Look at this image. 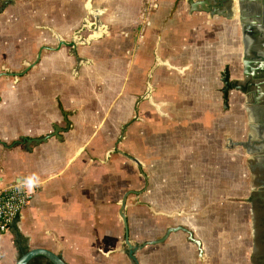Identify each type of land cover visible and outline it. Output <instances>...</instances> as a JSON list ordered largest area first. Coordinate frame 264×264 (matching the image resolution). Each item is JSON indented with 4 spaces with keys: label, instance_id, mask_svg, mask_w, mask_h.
Segmentation results:
<instances>
[{
    "label": "crops",
    "instance_id": "0c3cea01",
    "mask_svg": "<svg viewBox=\"0 0 264 264\" xmlns=\"http://www.w3.org/2000/svg\"><path fill=\"white\" fill-rule=\"evenodd\" d=\"M175 1L0 0V186L38 185L11 225L28 250L66 264H134L117 215L124 193L131 243L174 227L199 241L202 207L219 201L225 173L236 180L225 168H238L239 151L225 141L247 120L236 92L223 109L220 75L243 69L239 7L217 8L225 18L189 13L186 1L172 11ZM93 10L104 34L76 46L86 63L74 72L71 48L55 35L69 43ZM147 81L150 98L140 100ZM202 257L182 231L134 253L137 264ZM16 259L11 231L0 232V264Z\"/></svg>",
    "mask_w": 264,
    "mask_h": 264
},
{
    "label": "flooded vegetation",
    "instance_id": "af4514ba",
    "mask_svg": "<svg viewBox=\"0 0 264 264\" xmlns=\"http://www.w3.org/2000/svg\"><path fill=\"white\" fill-rule=\"evenodd\" d=\"M240 27L243 26L248 65V83L243 77V69L237 81L243 91L233 90L241 97L247 120L244 135L235 140L227 139L228 149H238L243 156V167L249 174L250 195L247 199L251 221L252 254L251 264H264V0H238ZM245 14L246 16H243ZM82 19L80 29L93 21ZM245 20L246 24H245ZM243 36V35H242ZM245 55V54H244ZM243 142L244 148L234 146Z\"/></svg>",
    "mask_w": 264,
    "mask_h": 264
},
{
    "label": "rangeland",
    "instance_id": "374dc122",
    "mask_svg": "<svg viewBox=\"0 0 264 264\" xmlns=\"http://www.w3.org/2000/svg\"><path fill=\"white\" fill-rule=\"evenodd\" d=\"M37 24L43 25L39 21ZM241 124L237 138H241L246 129L243 117H241ZM129 167L133 170L130 165ZM226 171H236V177L233 178L236 180L231 182L230 174L225 173L224 190L221 195H218L219 201L214 205L202 207L207 213L208 221L206 224L203 223L201 239L199 237V242H202V264H251L252 236L247 204L250 195L249 174L243 167V156L240 151L238 168H225ZM137 233L141 236L140 232L137 231ZM136 240L141 245L147 237Z\"/></svg>",
    "mask_w": 264,
    "mask_h": 264
},
{
    "label": "water",
    "instance_id": "95a60500",
    "mask_svg": "<svg viewBox=\"0 0 264 264\" xmlns=\"http://www.w3.org/2000/svg\"><path fill=\"white\" fill-rule=\"evenodd\" d=\"M182 1L187 2L188 7H189V13L203 12V13H207L209 15H220V16L225 17V18H229V16H230L229 13H225L224 11H217V8H220V10L229 11V7L232 5L231 0H196V1H194V0H176L175 3L173 4V7L171 10L175 11L177 3L182 2ZM237 2H238V0H236V3ZM237 6H238V4H237ZM240 11L243 13L244 8L240 9ZM99 14H100V11H98V10L91 11V16L93 18V21H92L91 25L86 26V31L89 32V34L86 37H82L80 35V33L83 31V28H81L79 31L75 32L72 35L71 41L69 43L63 42L59 36L54 34L56 39L59 42L58 47L63 45V46L71 48L70 54L73 55L75 58L74 72L79 68V66H81L83 63H86L85 59L77 57V54L75 52L76 46L77 45H89L92 41H96V40L100 39L102 37V35L104 34V27L99 20ZM243 21H245V20H243ZM245 24H246V21H245ZM246 30L247 29H244L243 26H241V32H242L243 37H245L244 35H245ZM156 62H157V60H156ZM249 64H250V62H249V60L245 54L244 59L242 61V66H243L242 75L246 79L245 85H249L248 79H247L248 73H249L248 72V65ZM220 76H221L220 82L222 84V88L220 90L221 95H222V105H223V109L226 110L228 108L227 103H228L229 92H231L233 90H239L242 92L243 88L241 86H239V83L237 81L231 80L229 78V72H228L227 68L223 69ZM148 78H149V75H148ZM150 93H151V87L149 85V82L147 81L145 94L142 97H140V100L150 98ZM42 140H44V139H42ZM34 142H39V140H35ZM245 145L246 144H244L243 142H238V143L234 144V146L241 147V148H244ZM117 152L121 156L130 160L139 170H141L143 168V164L140 163L137 159L127 157L122 152H119V151H117ZM140 175L144 180H146V176L143 173H141ZM130 193L131 192L124 193L121 200L119 201V203H118L119 211H118L117 215H118L119 220L122 223L123 231H124L123 251L127 253L129 259H131L134 264H137V262L134 258L135 252L142 249L146 245L151 246V245H156V244L162 243L171 233H174L177 231H182L183 233L187 234L188 240L191 243H193L194 245H196V247L198 249V255H199V257H201L202 251H201L200 242L193 238L192 233L189 230L181 228V227L168 228V229H166L163 236L160 237L159 239H157L155 241L147 242V243L140 245V246H136L135 244L131 243L128 239L127 224H126V217H125V201H126V197ZM36 257H43L50 264H66L61 259V257L59 255H56V254H54L50 251L44 250V249H29L26 253H24L19 258H17L14 264H28L32 259H34Z\"/></svg>",
    "mask_w": 264,
    "mask_h": 264
},
{
    "label": "built area",
    "instance_id": "2783aa9c",
    "mask_svg": "<svg viewBox=\"0 0 264 264\" xmlns=\"http://www.w3.org/2000/svg\"><path fill=\"white\" fill-rule=\"evenodd\" d=\"M27 190L22 184L0 186V232H6L21 212L30 204L37 184Z\"/></svg>",
    "mask_w": 264,
    "mask_h": 264
},
{
    "label": "trees",
    "instance_id": "16d2710c",
    "mask_svg": "<svg viewBox=\"0 0 264 264\" xmlns=\"http://www.w3.org/2000/svg\"><path fill=\"white\" fill-rule=\"evenodd\" d=\"M9 230L13 236V244L15 249L17 250V258L28 251L27 247L25 246V239L18 233V231L13 227L10 226ZM50 264L45 258L43 257H36L32 259L28 264Z\"/></svg>",
    "mask_w": 264,
    "mask_h": 264
}]
</instances>
